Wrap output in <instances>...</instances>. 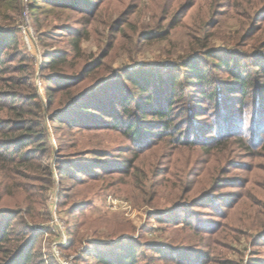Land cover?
<instances>
[{"label": "rangeland", "instance_id": "obj_1", "mask_svg": "<svg viewBox=\"0 0 264 264\" xmlns=\"http://www.w3.org/2000/svg\"><path fill=\"white\" fill-rule=\"evenodd\" d=\"M91 2L99 5V16L88 25L80 20L86 13L33 9L32 0H0V30H14L18 39V50L11 48L3 57L10 69L0 74V100L11 107L15 101L8 94L15 91L16 100L29 96L25 117L46 125L49 135L47 149L31 154L33 179L25 181L26 192L8 199L11 206L24 201L34 208V226L42 233L43 264H60L51 253L60 233L47 235L41 229L55 217L59 230L69 234L70 242L74 240L64 254L74 256L76 264H103L96 255L118 254V247L131 246L136 264H200L205 258L204 264H264V144H257L264 139V129L258 130L264 124V112L260 114L254 102L252 85L242 103L240 91L226 89L234 83L225 67L212 69L226 58L232 66L256 76V65L264 63V2ZM24 26L31 29V49L22 35ZM164 30L169 31L167 37L159 38ZM78 35L83 36L80 53L74 47ZM51 52L68 53L69 68L104 56L107 74L114 75L120 87L97 90L54 118L62 105L49 109L48 102L51 95L60 94L63 80L60 83L58 75L43 67L45 55ZM208 52L214 57H207ZM191 61L216 74L218 85L201 87L188 82V76L181 77L179 82L186 83L177 86L180 91L176 92H170L167 83L152 84L157 104H163L166 96L164 104L174 100L172 136H181L180 142L156 141L155 135V144H135L123 131L109 127L102 119L104 113L94 108L96 102L106 104L115 98L114 93L124 87L122 82L129 85L124 76L119 78L125 72L136 74L142 67L150 68L155 75L148 77L159 82V74L163 79L170 72L184 74ZM17 65L24 70L17 72ZM66 70L76 73V69ZM263 80L255 78L254 84ZM204 91L216 99H206ZM36 94L39 99H34ZM137 99L126 116L141 114ZM82 103L87 112L80 111ZM11 114L0 106V116ZM222 125L226 132L238 135L232 137H236L234 142L223 139L230 144L214 149L212 142ZM194 133L206 144L191 145ZM241 135L248 136L252 147H240ZM204 146L213 150L207 152ZM66 164H75L80 171L69 172ZM128 164L132 175L124 172ZM12 184L15 192L16 184ZM128 239L131 243L121 242ZM172 250L185 257L171 259ZM189 257L198 258L191 263Z\"/></svg>", "mask_w": 264, "mask_h": 264}, {"label": "trees", "instance_id": "obj_2", "mask_svg": "<svg viewBox=\"0 0 264 264\" xmlns=\"http://www.w3.org/2000/svg\"><path fill=\"white\" fill-rule=\"evenodd\" d=\"M261 1L264 2V0ZM193 5L194 3L189 4L188 8L192 7ZM32 6L33 9H41L49 12L56 10H75L81 13H86L81 17L80 20H83V23L88 25L93 23L94 20H97L99 16V11L97 10L99 5L95 7L91 0H32ZM240 6L244 9L249 8L243 3H240ZM15 33L16 31L14 30H0V74L8 72V69H10L8 66L9 60L3 58L5 56V52L11 48L18 50V39L15 36ZM168 33L169 31H161L158 37L163 39L167 37ZM78 36L79 37L75 40L76 42L74 47L76 51L80 53V43L83 36ZM45 56L47 57V60L46 62H43L44 66H42L50 70L53 74L58 75L55 77H59V82L63 80V82H60L61 84H59L60 94H53V96L51 95V98L48 102L49 109L54 107L57 103L58 105H62L60 108H58L60 112L55 114L54 118H57L60 114H66L67 112L73 110L79 102L81 103L82 98L94 94L97 90L107 88L111 85H113L111 87L112 89H114L115 86L120 87V85H118L119 83L115 82L114 75L107 74L110 71L108 72V70L105 68L106 64L103 62L104 56L96 58L90 63H85L78 68L77 66L79 63L73 64L70 66V68L76 69V73L73 71L72 74H68L66 72V69H70L68 66V53L51 52ZM75 56L79 58L82 57L81 55ZM207 57H214V55L213 53L208 52ZM188 63H190L188 68L189 70H185L186 72L184 74L178 75L172 74V72H170V77L167 79H163L162 75L160 74L159 77L153 76L154 79L157 77L160 78L159 82L156 80H150L148 77L149 73L155 75V72H153V70L150 68L148 69L146 67H142L140 68V72L136 74H127L125 72V74L120 75L119 78L121 79V77L123 78L124 76L123 79H126L129 85L125 84V82H122L124 87L118 93H114V95H116L115 98H111V100L106 104L102 102H96L94 108L101 111V113H104V117L102 119L109 123V127L123 131V133L135 144H151L153 143L155 135L157 136L156 141L169 138L171 141L179 140L180 142V139L182 138L181 136H172L173 130L175 129V125H173V119L171 117V109L174 100H170L167 102V104H164V100L166 101L167 99L166 96L162 99L163 104H157L158 101H156L152 84L160 83V86H162L163 84L167 83L170 92H176L180 91L177 90V86H182V84L186 83V80L179 82L181 77L188 76L191 78L188 82L194 81L195 84H199L201 87H204L207 84L215 87L218 85L219 82L215 78L216 74L210 75L208 68H201L194 61ZM215 65L216 67H213L212 69L219 71L221 68L225 67V69L228 71L234 84H227L229 86H226V89L240 91L243 96L242 103L248 99L249 93L247 89L250 87L252 88V86L255 88L251 95H255L253 96L255 99L254 102L259 106V113L262 114L264 112V80L260 84H254V79H264V63H259L256 65L257 71H254L256 76L250 73L246 74V70L243 69V72L241 67L236 68V65L232 66L226 58L220 59V62ZM15 69H17V72L24 70L22 65H17V68ZM86 84L89 85L82 87V85ZM214 92L217 93V89H215ZM8 95V97H13V101H15L11 104V107H8L7 104L2 101V99L0 100V106L3 109H8L13 114L8 117L0 116V204L2 205L0 207V264H43L44 260L42 259V253L40 251L42 233L39 232V230L34 226L36 223L35 215L32 211L34 208L29 207V205H25L24 201H18L14 206H11L8 204V199H13V197L16 195V192H18L17 194L26 192V186L28 185V182L25 181H27L29 178L33 179V174L31 172L33 166L29 164L31 163V154L34 150L47 149L46 142L48 141L49 135L46 125H41L40 122H36L25 117L27 112L24 108V105L30 101V98H28L29 96H21L23 97L21 100H16L15 97H17L19 94H17L15 91ZM138 96L140 97V102L137 103V110L141 111V114L130 118L126 115H131L132 109H130V107L135 105V101L138 100ZM204 96L206 99H216L215 96L206 94L205 91ZM98 97H102V93L99 94ZM34 99H39L37 94L34 96ZM84 104L85 103L79 104V109L81 108L80 111L87 112L88 110ZM37 106L41 108L40 100ZM149 116H152V118H149ZM137 120H141L140 123H142L144 126L140 127ZM39 123L41 126H39ZM151 128L159 129L150 131ZM220 129L221 130L218 132V138L215 144L212 142L214 149H218L220 146L229 145L230 142H224L223 139H226L227 141H233V139L236 137H232L234 135H238L233 134L232 132H226L223 128V125ZM263 129L264 124L262 123L258 130L261 131ZM194 135L195 133L193 134V140L189 142L191 145L198 146L200 142L206 144L205 142H207V140H202V138L200 139ZM246 137L241 135V138L237 139V141L241 143L240 147H243L244 149L252 147L253 144L248 142L249 140ZM259 140L261 141L257 144H264V139ZM156 141L155 143H157ZM203 148L207 152L213 150L212 148L208 149L206 146ZM39 163L43 165L41 161H39ZM57 164L60 165V162H57ZM128 166L129 164L125 166L124 172L131 174L130 169L128 170ZM64 169L72 173H78L80 171L75 164H66ZM66 170L64 173H68ZM61 177L64 178L63 173H61ZM13 181L16 184L15 192L12 191ZM4 200H6V203L3 202ZM19 218L21 221L17 222V224L20 226L14 224V222ZM121 242L131 243V240L128 239ZM73 244L74 240H71V242L63 248V250L65 251L70 249ZM118 248V254L113 253L110 254V256L98 254L95 257L103 264H136L135 253L133 252L134 249L132 246L129 249H120V247ZM174 251L172 250V254L168 257L177 260V258L183 256L182 254L181 256L180 254H176L178 253L176 250ZM81 256L82 255L80 254L79 258ZM191 257H189V259H191L189 260L191 263H193L198 258L195 257L194 259ZM205 261L206 258L200 264H204Z\"/></svg>", "mask_w": 264, "mask_h": 264}, {"label": "built area", "instance_id": "obj_3", "mask_svg": "<svg viewBox=\"0 0 264 264\" xmlns=\"http://www.w3.org/2000/svg\"><path fill=\"white\" fill-rule=\"evenodd\" d=\"M30 32L31 29L29 27L27 26L22 27V35L29 49L33 48V44H32L33 39L30 36ZM58 226L60 227L59 219L55 217L50 226L41 228L43 232L47 235L53 232L60 233L59 238L53 243L52 252H51L52 256L60 264H76L74 256L67 257L64 254L63 248L70 243V236L67 232L64 233L62 230L60 231Z\"/></svg>", "mask_w": 264, "mask_h": 264}]
</instances>
